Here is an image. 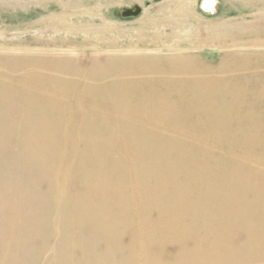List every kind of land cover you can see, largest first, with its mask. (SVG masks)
Here are the masks:
<instances>
[{
    "label": "rangeland",
    "instance_id": "obj_1",
    "mask_svg": "<svg viewBox=\"0 0 264 264\" xmlns=\"http://www.w3.org/2000/svg\"><path fill=\"white\" fill-rule=\"evenodd\" d=\"M70 1L72 3H78L80 0H70ZM205 1L206 0H198L197 3L195 5L194 4L191 5V7L190 5H188L189 6L188 9L189 8H192V9L190 10L191 11L190 16L186 20V22L188 23L187 25L191 26L195 31H197L200 35H202V37L207 36V29L209 27L217 26L218 24H222V22L228 23V24L230 23L232 24L234 22L235 23H242V22L253 23L256 19L258 9L263 6V4L254 3V2L242 3V2H237L233 0H226V1L225 0H215L217 4L215 7V11L213 13L212 11H208V12L203 11V3ZM46 2H47L46 0H11V1L10 0H3V1L0 0V56L2 57V58L0 57V70H1L0 71V83L2 84V85L0 84V90L3 91V92L0 91L1 92L0 94L3 93L2 96L0 95V109H1L0 115L1 117L5 116L4 118L5 120L4 119L2 120L4 121V123L6 122L5 124L4 123L2 124L3 121L0 119L1 121L0 123L1 124L0 125L1 126L0 127V144H1L0 145V184H1L0 185V238L3 237L2 239H0V248L2 249V250L0 249V264H6V263L7 264H19V263L20 264H67L68 261H69L68 264H82L81 260L86 259L85 256L86 257L88 256L87 257L88 261L86 259L87 261L86 263V261L83 260L85 261L83 262V264H88V262L89 264L90 262L91 264H95L96 262L98 263V261H99V264L100 263L101 264H108V263L109 264H117V263L118 264H171L170 262L172 260L178 261V263L176 262V264H264V176L243 175L241 174V171L238 168L237 164L234 163L235 158H232V157L223 158L217 155L210 156V157H202L199 154L203 152L202 149L200 151V149H192L190 147L184 148V147L175 146V147H172V150L174 149L172 152L170 146H164V148L165 147L167 148L166 150V148L164 149L163 146H160V144L158 143H156L157 146L154 143L149 144L150 147L148 144L140 145L136 143V141H134L136 140L137 133L133 131L132 132L129 131L132 134L134 133V135H132L128 132V130L125 132L124 130H119L115 127L114 115H112V113H110L109 110H106L100 113L99 115V117L101 118V121L104 124H107L104 130H100L101 133H96L94 137L85 135L84 133H82L84 134L82 135L79 130L84 129L86 127L85 125V127L82 128V126L86 124L85 122H81L83 120L81 119L83 118V115L79 116L77 114L78 116L75 115L76 118L73 117L75 121L74 127L68 126V122L71 119V114H68L69 112L67 110L63 111L65 115L63 113H62L63 115H56L55 116L56 120L52 119L53 120L52 121L49 119V117H47L45 112L43 113L40 111L35 112L36 110L33 109V107H31V105L28 103V100H27L28 95L25 94L20 87V85L22 84L21 83L22 81L32 78V76H28L29 74L32 73L31 75H34L35 77L32 79H35V81H39L41 78V81L43 83L54 85L56 82L57 84L55 85H58L60 87H63L65 85V87L63 88H66V89L68 86V90H71V94L69 96L71 101L77 100V98L78 99L80 98L81 100L83 99L87 100L88 98H94L97 101H102L107 106H115V103L116 105H123L125 103H130V101H127L130 98L129 96L126 95L127 97H125V93L120 94L121 91L123 90L122 88L123 86L118 82L120 69L128 66L127 61L136 59L138 57L148 59L150 61H155L156 59L157 61L159 60L170 61V60H175V58L178 57L177 55H174L171 49H169L166 46L160 45L162 44L161 43L162 41H169L170 38H172V35L175 31L173 21L181 18V15L178 14V11L173 10L175 8V6L173 5L174 3L172 2L168 3L169 0H126L122 4L116 3L111 6H103L104 5L103 4L100 14L95 13V10H94L95 4L88 3V4H83L82 6H76L77 9H72L73 12L70 11L69 13L72 14L75 12L76 14H78V17H76L74 20L77 26H80V27L88 26V27L93 28V32H92L93 34L91 33L92 35L90 34L87 37L85 36L84 32L72 33V32L63 30L62 28L61 29L57 28L56 30H53L52 28H50L49 24L44 20L46 19L47 16L50 17L52 15L59 14V11H58V6L56 4L49 5V3L48 2L46 3ZM26 3H29V4H26ZM135 6H138L141 8L142 13L140 16L135 17V18H130V19H123L121 17L122 9H126V8L132 9ZM84 13L85 14L93 13V16L96 15L97 18L89 19L88 17H82ZM97 15H100L103 19L102 20L99 19L98 18L99 16ZM103 25L106 26V29L108 30L104 35H102L101 33H98L96 30L97 28H100ZM46 27L47 28L49 27V28L47 29ZM159 37L161 38L160 43L157 41ZM94 38L100 42L103 39V42L96 43ZM55 40H56V44L50 45L48 47L47 44L53 43L55 42ZM145 40L147 44L145 43ZM77 41L79 42L78 45H77L78 43ZM85 41L87 42V44H85L86 43ZM43 42L45 44L42 45ZM60 42H65L66 44L62 46ZM110 44H112V46ZM69 47H71V49ZM156 48L159 50L162 49V52H159V50L157 51ZM225 49L226 48H223V47H214V48H208V49L193 50L190 53V55L187 54L184 57L186 56L192 57L195 59V61H197V63L201 67H204L207 69L209 68V70L216 71L217 68L221 66L220 64L223 61V56L227 53ZM42 53L45 54V56ZM48 54H50V56ZM5 56L7 60L5 59ZM52 56H55V57L52 58ZM67 56H69V58ZM16 58L19 60L18 61L15 60ZM50 58L53 59L54 63H52L53 61ZM109 58L111 62L109 61ZM1 59L3 60L1 61ZM8 59L10 61H8ZM13 60L17 61V63H15V61ZM65 60L67 62H65ZM7 61L10 63H8ZM35 61L37 62L36 64L34 63ZM39 61H41V63ZM105 63L108 65H104ZM111 63H113L114 65H112ZM10 64H13V65H10ZM37 64H39V66L43 68L45 67L46 68L44 70L43 68L41 69V67L38 68L39 66ZM68 64H70L69 69H68ZM74 65H77V66H74ZM96 65H98L97 67L99 68H96ZM12 66L14 69L10 68ZM11 69L14 72L15 71L16 72L14 73ZM52 69H54V72ZM9 70L12 72H10ZM35 70H37V72ZM48 70H50L51 72ZM107 70L109 71V73ZM55 72H58V74ZM61 72L63 73L62 78H61ZM82 72L88 75L94 74L93 75L94 78L93 79L91 78L89 79V77L86 78L82 75L83 74ZM21 73H24L25 75L24 74L22 75ZM34 73L35 74L38 73L37 74L38 76L37 75L35 76ZM98 73L99 74L101 73V74L99 75ZM107 74H109V77L106 76L107 78L105 79L104 77H101ZM68 75L69 76L72 75L73 77L72 76L69 77ZM12 77L15 82L12 81ZM51 78L55 82L52 81ZM66 78L67 79L73 78V79H71V82H69V79L67 80ZM43 80H46V81H43ZM66 82L68 85L66 84ZM86 83H88V86L86 85ZM12 84H14L15 86ZM93 84H94V88L97 91H95V89L93 88ZM115 84H117L118 86L116 87ZM8 86L10 87V89ZM75 86L77 87V89L83 88L82 86L90 87L91 93L88 94L86 91H84V93H81L79 90H77L78 92L76 94V92L74 93L72 91V89ZM100 86L102 87L100 88ZM3 89H5V91L8 92L7 95L8 94L10 95L11 93V96L9 97L8 95V97L7 96L5 97L4 95H6V93L4 92ZM116 89H117L116 92H119L118 94L115 93L114 91ZM12 91L16 92V94L14 92L12 93ZM111 93H113L115 97L117 95V97L115 98L113 94ZM99 96L101 99L99 98ZM118 96L119 98H121L120 100ZM124 97L126 100H124ZM114 101L116 102L114 103ZM117 101H120L122 104L120 102L118 103ZM111 102L113 105L111 104ZM216 103L221 104V106H226L229 104L227 101L225 102L217 101ZM13 105L16 108L13 107ZM5 106H7L8 108L10 107L12 111L9 112L10 109H8ZM25 107H26V110L29 108L26 112H25ZM3 109H6V110L3 111ZM13 109H16V110H13ZM1 112L5 114L3 113L1 114ZM7 112H8V115H6ZM38 112L40 114L42 113L43 115L42 114L41 116L40 114L38 115ZM33 114L35 116H33ZM8 116H10L9 117L10 121L7 120ZM39 116L41 117V119L39 118ZM38 118L41 120L40 125H42L43 127L40 125L39 126L37 125V123H40V120H38ZM17 119L19 122H17ZM30 119L32 120L35 119L34 120L35 122H37L38 120V122L35 124V122L31 121ZM21 120L22 122L23 120H25V122H23L24 124L20 122ZM14 122H16V124ZM49 122L51 123V125ZM17 123L18 124L20 123V124L18 125ZM21 124L25 125L26 127L29 125V127L27 128L28 131L25 128V126L22 127ZM34 124L36 126H34ZM45 124H46V127L48 126L49 128L45 129L47 132L43 130L44 133H42L41 128H45L44 126ZM6 125L7 126L10 125V127H7ZM6 127L9 128V130H6L7 129ZM12 127H14L15 129L17 128V129L16 130L11 129ZM34 127H35V131H34ZM23 128H25L26 131ZM38 128L40 131L38 130ZM31 130H33V132ZM37 132L40 134L36 136L35 134H38ZM41 133H42V136H41ZM124 133H126V135ZM65 134H66V137H65ZM128 134L130 135V137ZM223 134L227 136V139L228 137L231 138L230 139L231 141H227V139L218 141V142H221L223 145L227 146V150H235L239 152L249 151V150H254V151L260 150L264 152V130L262 131L260 129H252V130H244V131L241 130L240 131L239 129L235 130V129L228 128L227 130L223 131ZM239 134L242 136H240ZM238 135L239 137H242L245 139L247 137V138H250L251 140L250 139L241 140L242 138H238L237 140L235 138H237ZM40 136L43 138H41ZM69 136L71 139L68 138ZM21 138L23 140H21ZM13 139H15V141H13ZM34 139L36 140L35 144L33 143V141H35ZM38 139H40L41 141H39ZM50 139L52 140L50 141ZM132 139H133V142H132ZM48 141H50L51 143ZM93 141L94 142L97 141L96 144ZM39 142L41 144H39ZM19 144L20 146H18ZM52 144L54 147L51 146ZM120 144L122 145V147ZM131 145H132V148H131ZM39 147L41 149L42 148L44 149L41 150ZM133 149H135L134 153L139 150L137 152V155L139 154L141 157H143L141 160L143 163H141V165H139L140 167L138 166L137 168L142 169V170H147L148 172L153 173L154 175L155 174L158 175L160 171L163 170V168H165L164 166H161L160 163L162 162L163 164L165 162V163H170L172 165L175 164V165H189V166H193L194 161L201 162L200 166L205 164V166L207 167V168L204 167L205 169L202 166L198 170L188 171L187 172L188 179L187 180L183 179L182 182L187 183V185L189 186L191 185L190 177L191 178L192 176L202 177L203 180L199 182L200 184L197 183L198 185H195L196 189L203 190L207 193H211L212 195H214L213 198H211V202L214 204V206L210 207L211 209L195 213V217H192V218H190L189 217L190 214L187 213L188 217L184 220L183 223L178 225V227L175 226L171 228V230H173V232L170 233L172 234V236H170L169 234H163L160 232L148 233L149 231L147 229H143L141 231H137L139 229L137 230L136 229H126L124 227L125 226L124 224H119V223L116 224L115 228H111V225H114L113 218L98 217L97 214L93 210L94 209L92 207L93 204L90 202L97 197H102V198L105 197V194L99 192L94 187L86 191L84 184L89 183V180L91 179L84 180L83 178H84V175H87V174L98 175L101 172V170H103L104 168L112 169L113 167H116L117 163H124L129 159H133L131 158L134 156L133 151H132ZM146 151L148 152V154L154 153V155L157 156L155 161L157 162L159 161V162L146 164L147 162L145 163V160L148 155ZM10 153H11V158H10ZM12 154H14V156H12ZM24 154L26 156H24ZM108 154L109 156H107ZM18 155H20L21 157ZM117 155L119 157H117ZM102 156L105 158H102ZM127 156L129 157L127 158ZM12 157L16 158V160L13 159ZM20 159L21 161H19ZM160 159H162V161ZM110 160L111 162L112 161L113 162L111 163ZM116 160H119V161H116ZM106 163L107 165H105ZM13 168H15L16 170ZM5 171H6V174H5ZM19 171L23 174H21ZM25 171H27L28 173L27 172L25 173ZM64 172H65V175H64ZM24 173L26 177L23 176ZM82 173L84 175H80ZM117 173L122 178L123 181L125 179V182H128L134 177V173L128 172V170H125V171L119 170L117 171ZM2 174L4 176H2ZM28 174L29 176H27ZM22 176L24 178H22ZM31 176L34 177L33 180ZM3 177L4 179H2ZM20 178H22L23 181H21ZM18 180H20L21 182L19 181L20 182L19 183ZM30 180H32L33 182ZM45 180L47 182L49 181L48 185ZM35 181H37L38 183L36 182V185L32 186V183L34 185ZM77 181H79L80 183L79 182L77 183ZM62 183L63 185H61ZM25 184H27V187H23V185ZM30 185L32 188L30 187ZM81 186H84V187H81ZM20 187H22V189L24 190H22ZM28 188L30 191L28 190L26 192L25 190H27ZM82 189L83 190L85 189V190L83 191ZM22 192H24L25 194ZM36 194L39 195L40 197L37 196ZM255 194H259V195L255 196ZM17 195L21 199L22 203L21 201L19 202L17 201V200H20ZM77 198H78V201H77ZM25 200H27V202H25ZM138 202L139 200L133 203L132 201H130L129 205L132 210H136L139 207L141 208L145 204L142 202H139L138 204ZM18 204L19 206H17ZM13 205L16 206L15 209H13ZM39 205H42V206H39ZM9 207L11 208L9 209ZM21 208L22 210L23 209L24 210L22 211ZM15 213L17 214L15 215ZM9 214H11L10 217H9ZM29 214L31 216V219L29 217ZM40 215L43 216V218ZM6 216L8 218H6ZM77 216L78 218H76ZM136 218H140V217L138 216L136 217L132 215L131 221H136L137 220ZM11 219H14V220L18 219V220L16 222ZM41 219H42V222H40ZM51 219H52V222H51ZM4 220L6 221V223ZM26 220H28L29 222ZM7 221L9 222V224L7 223ZM95 221H101V222L105 221V222H108V224L110 225H106V227L98 226V224H96ZM2 223H5L4 225L5 228L4 226H2L3 225ZM29 223L30 225L28 227ZM65 223L67 225H65ZM20 224H22V226ZM31 226L33 229L31 228ZM83 226L86 228H83ZM106 228H107V231H105L104 233L103 229L106 230ZM20 229H21V232L24 230L22 232V235L19 233ZM47 229H48V233H47ZM32 230L34 231L32 232ZM4 231L5 233L7 232V234L1 233ZM10 231H11V234H10ZM83 231L84 232L87 231V233H84ZM52 232H54V234ZM79 232H81L82 234ZM90 232L93 233V235L95 234L94 237H92L93 235H91ZM18 233L22 237H20ZM33 233L36 234V236ZM9 234L12 236H10ZM86 234L87 235L89 234V235L87 236ZM101 234H103L102 237H101ZM13 235L15 238H17L18 243L17 241H15L16 239H13L14 238ZM104 235L106 239H103ZM17 236L20 237V239ZM126 236L127 237L129 236V238L127 239ZM24 237H26V241ZM62 237L65 239H63ZM115 237H117L118 239ZM60 238H62L61 239L62 241H60ZM97 238L100 239L101 241L99 240L98 242ZM188 238H189V242L190 241L192 242L188 243ZM3 239H5V242ZM43 239L45 241L47 239V242H45ZM10 240L11 241L13 240L14 243H12L13 241L10 242ZM27 240L29 241V243ZM63 240H66V241H63ZM109 240H110V243L111 241H113L111 245L109 243ZM92 241H93V244H92ZM114 242L115 244L117 243L118 245L117 244L114 245ZM160 242H164V246L161 247V249L164 250V254L157 256L158 257L157 260H154L156 256L154 254V251L155 249H157V247L155 248V245ZM21 243L22 245H20ZM39 244L40 245L42 244V246L40 247ZM57 244H60V245H57ZM63 244L64 246H61ZM80 244H82L81 245L82 247L79 246ZM104 244H106V246ZM92 245L97 250L94 249ZM47 246L48 247L50 246V248H48ZM74 246L76 248H74ZM115 246L118 250L121 251L122 249L124 251H121L120 253V251H117ZM123 246H125L126 248ZM198 246H200V248ZM28 247L29 249H27ZM58 247L59 248L61 247L60 251H57L59 250ZM64 247L65 248L67 247L68 250H65ZM21 249H22V252H21L22 256L21 254H19ZM39 249H40V252H39ZM45 249L47 250L45 251ZM36 250L37 252H34ZM41 250H43L42 253L46 255H43L41 253ZM95 251H98L97 253L99 254H97ZM126 251L128 254L126 253ZM176 251H177L178 258H171L169 255L171 253L176 254ZM27 252L30 253L29 256H27L28 255ZM56 252H63V253L61 254L59 253L57 255ZM82 252L85 254H83ZM93 252H95V255ZM165 252L168 253V255L167 254L165 255ZM55 254L57 255V257ZM37 255H38V258L40 256L39 259L37 258ZM131 255L134 257V259ZM93 256L94 257L96 256L97 260H95ZM98 257L100 258V260ZM109 257L110 259L111 257L114 259L110 260ZM3 258L5 260H3ZM58 259L59 260L61 259L59 261L60 263L58 262ZM1 260H2V263H1ZM12 260L14 263L11 262ZM46 260L47 262H45ZM91 260L95 262H92Z\"/></svg>",
    "mask_w": 264,
    "mask_h": 264
},
{
    "label": "bare ground",
    "instance_id": "obj_2",
    "mask_svg": "<svg viewBox=\"0 0 264 264\" xmlns=\"http://www.w3.org/2000/svg\"><path fill=\"white\" fill-rule=\"evenodd\" d=\"M46 1L49 3V5L56 4L58 6V11H59V14L52 15L50 17L47 16L46 19L44 20V21H46L49 24L50 28H52L53 30H56L57 28H60V29L62 28L63 30H66V31H69V32H72V33H81V32H84L85 33V36L88 37L93 32V28L92 27H88V26H84V27L77 26L75 24V21L74 20H75L76 17H78V14H76L75 12L72 13V14H70L69 13L70 11L73 12L72 9H77L76 6H82L83 4H88V3L91 4L92 3V4H95V7H94L95 13L100 14L101 8L103 6H111V5L116 4V3L117 4H122L126 0H80L78 3H72L70 0H46ZM197 1L198 0H169V2H168V3H170V2L174 3L173 5L175 6V8L173 10L178 11V14L181 15V18L178 19V20H174L173 21V25H174V28H175L174 30L175 31H174V33L172 35V38H170L169 41H162L161 42L162 44H160V45L161 46H166L169 49H171V51H173L174 55H177L178 56L177 58H175V60H170V61H161V60H159V61H157V59H156L155 61H150L148 59H144V58H139L138 57L136 59H132V60L127 61V65L128 66L120 69L119 79H118L119 81L118 82L123 86L122 87L123 90L121 89L122 91H121L120 94H124L125 93V97L129 96L130 97L129 98L130 100L128 99L127 101H130V103H125L123 105H116V103H115L116 101H114L115 106H107L102 101H97L94 98H88L87 100L86 99L81 100L80 98L79 99L77 98V100L71 101V99L69 97L70 94H71V90H68V86H67L68 84H67V82H66L67 89L66 88H63V87H65V85L63 87H60L58 85H55L57 83L52 78L51 79H52V81L55 82V84L54 85H50L48 83H43L41 81V78H40L39 81H35V79H32V78H35L34 75H31L32 73L28 75V76H32L31 79H28V80H25V81H22L21 80L22 82L20 81L22 83L20 85L21 89L23 90V92L25 94L28 95V97L26 95L27 100H28V103L31 105V107H33V109L36 110V111L34 110L35 112H37V111H40L42 113L45 112L46 115H47V117H49L50 120H52V119L53 120L54 119L56 120V118H55L56 115H63L64 114L63 111H66L67 110L69 112L68 114H71V119L68 122V126L69 127H74L75 126V121L73 119V117H75V115L76 116L83 115V118H81L83 120L81 122H85L86 124H84V125L81 124V125H83L82 128H84L85 125H86L87 129H86V127L84 129H80L79 128L80 129L79 131L81 132V134L84 133L85 135H89V136H92V137H94L96 135V133H101L100 130H104L105 129V126L107 124H104L101 121V118L99 117V115H100V113H102V112H104L106 110H109L110 113H112V115H114V118H115L114 125H115V127L117 129H119V130H124L125 132L128 130V132L129 131H131V132L133 131V132L137 133L136 140H134V141H136V143H138L140 145L141 144H148L149 145V144H153V143L154 144L158 143V144H160V146H163V148H164V146H170L171 147V150H172V147H175V146L184 147V148L185 147H190L192 149H200V151L202 149L203 152L202 153H199L202 157H210V156L217 155V156L223 157V158L224 157H229V158L232 157V158H235L234 163L237 164L238 168L241 171V174H243V175H246V176L247 175L264 176V152L263 151H260V150H258V151L257 150H255V151L254 150H249V151L239 152V151H235V150H227V146L223 145L221 142H218L219 140H226L227 139V136L225 134H223V131L224 130H227L228 128L235 129V130L239 129L240 131L241 130L242 131H244V130H252V129H260L262 131L264 130V0H233V1L242 2V3H244V2L245 3H251V2L260 3V4H263V6L258 9V12H257V15H256V19H255V21L253 23H245V22L235 23L234 22L232 24L231 23L228 24V23H223L222 22V24H218L217 26L209 27L207 29V36L206 37H202V35H200L197 31H195L191 26H188L187 25L188 23L186 22L187 18L191 14V11L190 10L192 9V8H189L188 9V7H189L188 5H190V7H191V5H193V4L195 5L197 3ZM133 2H135V1H133ZM17 3H18V1H17ZM230 3H231V1H230ZM26 4H29V3H26ZM206 4H207L206 5L207 9H210L214 13L217 2L215 0H206ZM8 6H10V5H8ZM23 7H25V6H23ZM28 7H29V5H28ZM24 12H25V10H24ZM97 16H99L98 17L99 19H101V20L103 19L100 15H97ZM82 17H88L89 19H92V18L95 19V18H97L96 15L93 16V13H88V14H85L84 13L82 15ZM41 21H43V20H41ZM96 30H97L98 33H101L102 35H104L108 31L106 29V26H104V25L101 26L100 28H97ZM160 37L157 40L159 43L161 41V38ZM141 41H142V39H141ZM95 42L96 43L97 42L101 43V42H103V39L101 40V42L100 41H97L95 39ZM131 42H133V41H131ZM147 42H149V41H147ZM145 43H146V40H145ZM43 44H45V43L43 42L42 45ZM54 44H56V40H55V42L49 43L47 45L49 47L50 45H54ZM60 44L62 46H64L66 43L65 42H60ZM78 44H79V42L77 43V45ZM85 44H87V42ZM80 45H81V43H80ZM110 45L112 46V44H110ZM214 47H223V48H226L225 50L227 52L223 56V61L220 64L221 66L219 68H217L216 71L209 70V68L207 69V68L201 67L197 63V61H195V59L192 58V57H187V56L184 57L187 54L190 55V53L193 50L208 49V48H214ZM69 48L71 49V47H69ZM158 50L159 49H157V51ZM159 52H162V49L159 50ZM43 55L45 56V54H43ZM48 55L50 56V54H48ZM53 57H55V56H52V58ZM57 57H59V56H57ZM67 57L69 58V56H67ZM17 58L15 60L18 61L19 59H17ZM5 59H6V56H5ZM2 60L3 59H1V61ZM15 60H13V61H15ZM51 60L53 61V59H51ZM62 60H64V59H62ZM8 61H10V60L8 59ZM17 61H15V63H17ZM44 61H45V59H44ZM109 61H110V58H109ZM39 62L41 63V61H39ZM65 62H67V61L65 60ZM118 62H119V60H118ZM8 63H10V62H8ZM22 63H24V62H22ZM34 63L36 64L37 62L35 61ZM52 63H54V61ZM60 63H61V61H60ZM111 64L114 65L113 63H111ZM10 65H13V64H10ZM37 65L39 66V64H37ZM69 65L70 64H68V69H69ZM104 65H108V64L105 63ZM74 66H77V65H74ZM74 66H72V67H74ZM97 66L98 65H96V68H99ZM31 67H32V65H31ZM40 67L41 66H39L38 68H40ZM10 68H13V66L10 67ZM42 68L43 67H41V69ZM45 68H43V70ZM87 68H89V67H87ZM6 70H8V69H6ZM52 70L54 72V69H52ZM75 70H76V68H75ZM12 71H10V72H12ZM35 71L37 72V70H35ZM48 71H50V70H48ZM55 71H56V69H55ZM18 72H20V71H18ZM62 72H61V78H62V75H63ZM55 73L58 74V72H55ZM67 73H69V72H67ZM108 73H109V71H108ZM21 74L23 75L24 73H21ZM37 74L38 73H36L35 76ZM16 75H18V74H16ZM82 75L84 77H86V78L89 77V79L90 78L91 79L94 78L93 77L94 74L93 75H88L86 73H83ZM71 76H69V77H71ZM106 76L109 77V74L103 75L101 77H104V79H105V78H107ZM21 77H23V76H21ZM78 77H80V76H78ZM84 77H82V78H84ZM28 78H30V77H28ZM44 78H46V77H44ZM24 79H26V78H24ZM68 79H69V82H71V79H73V78H71V79L68 78ZM8 80H10V79H8ZM12 81H14L13 80V77H12ZM43 81H46V80H43ZM92 81H94V80H92ZM24 82H26V83H24ZM3 83H5V82H3ZM80 84H81V82H80ZM3 85H5V84H3ZM12 85H14V84H12ZM86 85L88 86V83H86ZM115 85H116V87L118 86L117 84H115ZM61 86H62V84H61ZM82 87L83 88H78L77 89V87L75 86L72 89V91L74 93L76 92V94L78 92L77 90H79L81 93H84V91H86L88 94L91 93L90 87H85V86H82ZM101 87L102 86H100V88ZM113 87H114V85H113ZM93 88H94V84H93ZM9 89H10V87H9ZM12 89H13V87H12ZM111 89H113V88H111ZM3 90L6 93V95H4V96L5 97L6 96L8 97V95H9V94L7 95L8 92H6L5 89H3ZM95 91H97V90L95 89ZM114 91L117 94L119 93V92H116L117 89L114 90ZM1 92H3V91H1ZM13 92L14 91H12V93ZM17 92H18V90H17ZM14 93L16 94V92H14ZM2 94H0V95L2 96ZM21 94H23V93H21ZM111 94H113V93H111ZM10 96H11V93H10L9 97ZM110 96H109V98H110ZM113 96H114V94H113ZM80 97H81V95H80ZM116 97H117V95H116ZM125 97H124V100H126ZM21 98H23V97H21ZM82 98H83V96H82ZM99 98H100V96H99ZM118 98H119V96H118ZM11 99H13V98H11ZM120 99L121 98H119V100ZM217 101H220V102L227 101L229 104L226 105V106H221V104L216 103ZM117 102L119 103L120 101H117ZM24 103H25V101H24ZM111 104H112V102H111ZM92 105H93V107H92ZM5 107H7V106H5ZM13 107H15V106L13 105ZM8 109H10V107ZM30 109H32V108H30ZM4 110H6V109H3V111ZM13 110H16V109H13ZM27 110H26V107H25V112ZM11 111L12 110L10 109L9 112H11ZM2 113L3 112H1V114ZM3 114H5V113H3ZM39 114L40 113L38 112V115ZM41 114H40V116H41ZM6 115H8V112L6 113ZM10 115H12V114H10ZM33 116H35V115L33 114ZM40 116H39V118L41 119ZM0 117H1V115H0ZM9 117L10 116H8V119L7 120L10 121ZM14 117H15V115H14ZM14 117H12V118H14ZM22 117H23V115H22ZM25 117H26V115H25ZM60 117H62V116H60ZM68 117H69V115H68ZM4 118H5V116L4 117L2 116L0 119L2 120ZM34 118H36V117H34ZM39 118H38V120H40ZM64 118H65V116H64ZM18 119H17V122H19ZM23 119H25V118H23ZM32 119H30V120L31 121H34L35 120V119L34 120H32ZM14 120H16V119H14ZM38 120H37V122H38ZM47 120H48V118H47ZM20 122L23 123V122H25V120H23V122L21 120ZM34 122H32V123H34ZM37 122H35V124ZM45 122H46V120H45ZM0 123H1V121H0ZM3 123H4V121L2 122V124ZM9 123H11V122H9ZM14 123L16 124V122H14ZM35 124H34V126H36ZM40 124H41V120H40V123H37V125L39 126ZM29 125L26 127L25 125H22L21 124V126L22 127L25 126L26 129L29 127ZM50 125H51V123H50ZM40 126H42V125H40ZM44 126H45V128H41L42 129V133H44V131L47 132L45 129H48L49 128L48 126L46 127V124ZM7 127H10V125L7 126ZM25 128H23V129H25ZM11 129H15V128L12 127ZM26 129H25V131H26ZM6 130H9V128H7ZM38 130H39V128H38ZM27 131H28V129H27ZM31 131L33 132V130H31ZM34 131H35V127H34ZM121 132H120V134H121ZM42 133H41V136H42ZM73 133H75V132H73ZM16 134H17V132H16ZM39 134L40 133L35 134V135L37 136ZM84 134H82V135H84ZM124 134L126 135V133H124ZM130 134H132V133H130ZM43 135H45V134H43ZM132 135H134V133ZM239 135L235 139L238 140V138H242V137H239ZM240 136H242V135H240ZM65 137H66V134H65ZM129 137H130V135H129ZM129 137H128V139H129ZM41 138H43V137H41ZM68 138L71 139L70 136ZM15 139H16V137H15ZM15 139H13V141H15ZM112 139H111V141H112ZM230 139L231 138L228 137L227 141H231ZM249 139L250 138H247L246 137V139L245 138H242L241 140H249ZM21 140H23V139L21 138ZM38 140L41 141L40 139H38ZM51 140L52 139H50V141ZM232 140H234V139H232ZM50 141H48V142H50ZM56 141H58V140H56ZM119 141H121V140H119ZM35 142H36V140L33 141L34 144H35ZM69 142H71V141H69ZM77 142H78V140H77ZM96 142H94V143L96 144ZM127 142H128V140H127ZM132 142H133V139H132ZM39 144H41V143L39 142ZM88 144H90V143H88ZM132 144H134V143H132ZM83 145H84V143H83ZM18 146H20V144ZM51 146H53V144ZM156 146H157V144H156ZM49 147H50V145H49ZM82 147H84V146H82ZM121 147H122V145H121ZM149 147H150V145H149ZM131 148H132V145H131ZM156 148H158V147H156ZM42 149H44V148H42ZM166 150H167V148H166ZM173 150H172V152H173ZM128 151H130V150H128ZM132 151H133L134 156L131 157V158H133V159H129V160H127L124 163H117L116 164V167H113L112 169L104 168L103 170H101V172L98 175H90V174L84 175L83 173L80 174V175H84V178L82 177L84 180L91 179V180H89V183L84 184L86 191L88 189H91L92 187H94L99 192L105 194V197H103V198L102 197H97V198H95L94 200H92L90 202L93 204L92 205V207L94 208L93 210L97 214L98 217H101V218H103V217L113 218L114 225H111V228H115L116 227V224L119 223V224H124L125 225L124 227L126 229H136V230L139 229L137 231H141L143 229H147L149 231L148 233H153V232L154 233H157V232H160V233L169 234L170 236H172V234H170V233L173 232V230H171V228H173L175 226L178 227V225H180L181 223H183L184 220L188 217L187 213H189L190 214L189 217L192 218V217H195V213L201 212V211H204V210L211 209L210 207L214 206V204L211 202V198H213L214 195H212L211 193H207V192H205L203 190H197L196 189V186L195 185H198L197 183H199V182H201L203 180L202 177H199V176H196V177H193L192 176V178L190 177V179H191V185H189V186L187 185V183H185V182L183 183L182 182L183 179H186V180L188 179L187 178L188 177L187 176V172L188 171H190V170H198L202 166L204 168V167H206L205 164H203L202 166H200L201 165V162H195L194 161L193 162L194 165L193 166H189V165H175V164L172 165L170 163H165L164 162V164L167 165V166H165L163 164V162H162L160 164H161V166H164L165 168L162 167L163 170H161L159 174L157 173L158 175H156V174L154 175L153 173H150L147 170H142V169H138L137 168L139 165H141V163H143L141 161L143 157H141L139 154L137 155V152L139 150L137 152H135V153H134L135 149H133ZM158 151H156V152H158ZM14 154H12V156H14ZM22 154H23V152H22ZM147 154H148V152H147ZM143 155H144V153H143ZM18 156H20V155H18ZM24 156H26V155L24 154ZM107 156H109V154ZM117 157H119V156L117 155ZM128 157L129 156H127V158ZM3 158H5V157H3ZM10 158H11V153H10ZM102 158H105V157L102 156ZM156 158H157V156L154 155V153L153 154H148L147 157H146L145 163L146 162H147L146 164H149V163H158L159 161L158 162L155 161ZM13 159L16 160V158H13ZM21 159L19 161H21ZM99 159H101V158H99ZM197 159H198V157H197ZM160 160L162 161V159H160ZM8 161H9V159H8ZM116 161H119V160H116ZM110 162H111V160H110ZM59 163H60V161H59ZM81 165H83V164H81ZM105 165H107V163ZM156 165H158V164H156ZM159 168H161V167H159ZM13 169H15V168H13ZM119 170L120 171L121 170H123V171L128 170V172L134 173L133 179L129 180L128 182H125V179L123 181L122 178L117 173V171H119ZM26 172L27 171H25V173ZM155 172H156V170H155ZM25 173H24L23 176H25ZM3 174H2V176H4ZM5 174H6V171H5ZM21 174H23V173H21ZM7 175H9V174H7ZM64 175H65V172H64ZM23 176H22V178H24ZM27 176H29V174ZM31 177H32V180H33L34 177L33 176H31ZM22 178H20L21 181H23ZM30 178H28V179H30ZM2 179H4V177ZM63 179H64V177H63ZM32 180H30V181H32ZM19 181L20 180H18V182ZM36 182L37 181H35V184L34 185L32 183V186H35L36 185ZM48 182H47V185H48ZM78 182L79 181H77V183ZM23 184H24V182H23ZM28 185H29V183H28ZM61 185H63V183ZM23 187H27V184L23 185ZM30 187H31V185H30ZM47 187H49V186H47ZM47 187H46V189H47ZM81 187H84V186H81ZM20 188L22 189V187H20ZM72 189H74V188H72ZM22 190H24V189H22ZM28 190H29V188L27 190H25V191L27 192ZM58 192H60V191H58ZM63 192H64V190H63ZM22 193H24V192H22ZM24 194H23V196H24ZM47 194H48V192H47ZM258 195L259 194H255V196H258ZM37 196H39V195H37ZM18 198H19V196H18ZM74 199H75V197H74ZM138 200H139V202H142V203H145V204L141 208L139 207L136 210H132L131 207H130V205H129L130 201H132V203H133V202H136ZM17 201L19 202V201H21V199L20 200H17ZM77 201H78V198H77ZM25 202H27V200H25ZM139 202H138V204H139ZM21 203H22V201H21ZM17 206H19V204ZM39 206H42V205H39ZM11 207H9V209ZM15 207L16 206L13 205V209H15ZM24 207H25V205H24ZM88 208H89V206H88ZM21 210H22V208H21ZM49 210H50V208H49ZM38 211H39V209H38ZM73 212H74V210H73ZM76 212H77V210H76ZM16 214L17 213H15V215ZM10 215L11 214H9V217H10ZM18 215H20V214H18ZM21 215H23V214H21ZM64 215H66V214H64ZM132 215H134L136 217L138 216L140 218H136L137 219L136 221H131V216ZM23 216H25V215H23ZM29 217L31 219L30 214H29ZM41 217L43 218V216H41ZM41 217H39V218H41ZM4 218H5V216H4ZM6 218H8V217L6 216ZM36 218H38V217H36ZM76 218H78V216ZM11 220H14V219H11ZM17 220H14V221L17 222ZM8 221H9V219H8ZM8 221H7V223L9 224ZM26 221H28V220H26ZM40 222H42V219H41ZM51 222H52V219H51ZM5 223H6V221H5ZM5 223H2L3 224L2 226H4ZM14 223H12V224H14ZM95 223L98 224V226H102V227H106V225H110V224H108V222H105V221L104 222L95 221ZM20 225L22 226V224H20ZM29 225H30V223L28 224V227H29ZM65 225H67V224L65 223ZM33 227H34V225H33ZM4 228H5V226H4ZM31 228H32V226H31ZM83 228H86V227L83 226ZM45 230H46V228H45ZM80 230H81V228H80ZM90 230H91V228H90ZM8 231H9V229H8ZM16 231H17V229H16ZM19 231H20L19 233L22 235V232L24 230L21 232V229H20ZM33 231L34 230H32V232ZM103 231L105 233V231H107V228H106V230L103 229ZM49 232H50V230H49ZM54 232H52V233L54 234ZM1 233L7 234V232L5 233V231L4 232H1ZM29 233H30V231H29ZM47 233H48V229H47ZM79 233H81V232H79ZM84 233H87V231L84 232ZM100 233H102V232H100ZM10 234H11V231H10ZM16 234H17V232H16ZM21 235H20V237H22ZM34 235L36 236V234H34ZM91 235H93V233H91ZM94 235L92 237H94ZM102 235L103 234H101V237H102ZM105 235H107V234H105ZM105 235H104V238L103 239H106L105 238ZM114 235H115V233H114ZM198 235H199V233H198ZM10 236H12V235H10ZM98 236H100V235H98ZM5 237H7V236H5ZM13 237H14V235H13ZM20 237H18V238L20 239ZM2 238L3 237H1L0 239H2ZM62 238H60V241H62L61 240ZM115 238H117V237H115ZM126 238L128 239L129 236L128 237L126 236ZM142 238H143V236H142ZM185 238H186V236H185ZM13 239H16L15 241H17V238L14 237ZM24 239L26 241V237H24ZM28 239H30V238H28ZM47 239H46V241L44 239L43 240L45 242H47ZM63 239H65V238H63ZM109 239H110V237H109ZM3 240L5 242V239H3ZM99 240L100 239H98V242H99ZM12 241L10 240V242H12ZM63 241H66V240H63ZM93 241H94V239H93ZM93 241H92V244H93ZM86 242H87V240H86ZM112 242L113 241H111V243ZM190 242H192V241H190ZM190 242H189V238H188V243H190ZM194 242H195V240H194ZM12 243H14V241ZM12 243H10V244H12ZM17 243H18V241H17ZM23 243H24V241H23ZM28 243H29V241H28ZM38 243H39V241H38ZM89 243H90V241H89ZM109 243H110V240H109ZM111 243H110V245H111ZM42 244H43V242H42ZM42 244L41 245L39 244L40 247L42 246ZM106 244H104V245L106 246ZM116 244L114 242V245H116ZM141 244H143V243H141ZM20 245H22V243ZM57 245H60V244H57ZM81 245L82 244H80L79 246H81ZM99 245H100V243H99ZM61 246H64V244L61 245ZM96 246H98V245H96ZM163 246H164V242H160V243H158V244L155 245V248L157 247V249L154 248L155 249L154 254L156 255L154 260H157V258H158L157 256L164 254V250L161 249V247H163ZM123 247H125V246H123ZM194 247H196V246H194ZM198 247L200 248V246H198ZM48 248H50V246ZM60 248L57 251H60ZM66 248H65V250H68V248L67 249ZM74 248H76V247L74 246ZM93 248H94V246H93ZM115 248H116V246H115ZM120 248H122V247H120ZM27 249H29V247ZM31 249H32V247H31ZM94 249H96V248H94ZM105 249H106V247H105ZM46 250L47 249H45V251ZM117 251H120V250L117 249ZM121 251H124V250L121 249ZM121 251H120V253H121ZM127 251H126V253H127ZM21 252H22V249L20 250L19 254H21ZM34 252H37V250L34 251ZM39 252H40V249H39ZM42 252H43V250H41V253ZM95 252L97 253L98 251H95ZM95 252H93L94 255H95ZM59 253L61 254L63 252H56L57 255ZM8 254H10V253H8ZM27 254H28L27 256H29L30 253L27 252ZM36 254H38V253H36ZM83 254H85V253H83ZM92 254H91V256H92ZM97 254H99V253H97ZM166 254L168 255V253L165 252V255ZM43 255H46V254H43ZM57 255H56V257H57ZM21 256H22V254H21ZM62 256H63V254H62ZM121 256H122V254H121ZM169 256L171 258H178L177 251H176V254L175 253H171ZM87 257L85 256L86 259H87ZM112 257H114V256H112ZM112 257H111V259H114ZM37 258H38V255H37ZM39 258H40V256H39ZM58 258H60V257H58ZM66 258H67V256H66ZM94 258H95V260H97L96 259V256ZM35 259H36V257H35ZM81 259H82V257H81ZM86 259H83V260L86 261ZM109 259H110V257H109ZM130 259H131V257H130ZM133 259H134V257H133ZM3 260H5V259L3 258ZM60 260L58 259V262ZM83 260H81L82 264H83V262H85ZM89 260H90V258H89ZM99 260H100V258H99ZM136 260H137V258H136ZM87 261H88V259H87ZM87 261H86V263H87ZM11 262L14 263L13 260ZM45 262H47V260ZM92 262H95V261H92ZM176 262L178 263V261L172 260L170 263L171 264H176ZM1 263H2V260H1ZM68 263H69V261H68ZM88 264H89V262H88ZM90 264H91V262H90ZM95 264H99V261H98V263L96 262Z\"/></svg>",
    "mask_w": 264,
    "mask_h": 264
},
{
    "label": "water",
    "instance_id": "obj_3",
    "mask_svg": "<svg viewBox=\"0 0 264 264\" xmlns=\"http://www.w3.org/2000/svg\"><path fill=\"white\" fill-rule=\"evenodd\" d=\"M206 1L203 3V11H211L210 9H207L206 7ZM142 13V10L140 7L135 6L132 9H122L121 10V17L123 19H130L140 16Z\"/></svg>",
    "mask_w": 264,
    "mask_h": 264
}]
</instances>
